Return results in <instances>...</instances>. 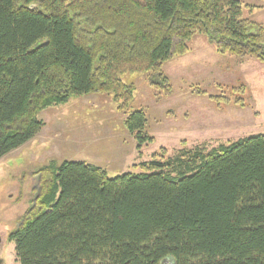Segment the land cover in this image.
<instances>
[{"label": "trees", "instance_id": "16d2710c", "mask_svg": "<svg viewBox=\"0 0 264 264\" xmlns=\"http://www.w3.org/2000/svg\"><path fill=\"white\" fill-rule=\"evenodd\" d=\"M205 35L219 54L264 63V27L240 0H0V159L43 128L39 114L106 94L141 147L154 141L136 85L173 93L164 65ZM219 87L222 108L244 86ZM196 86H193L194 90ZM194 93L203 94L196 88ZM110 177L86 161L36 171L33 205L9 233L20 264H264V133L205 143Z\"/></svg>", "mask_w": 264, "mask_h": 264}, {"label": "rangeland", "instance_id": "374dc122", "mask_svg": "<svg viewBox=\"0 0 264 264\" xmlns=\"http://www.w3.org/2000/svg\"><path fill=\"white\" fill-rule=\"evenodd\" d=\"M243 17L264 27V0H240ZM190 51L165 63L173 93L156 99L149 78L125 73L136 85L133 109L144 108L147 132L154 141L139 147L125 127L126 113L106 94L73 96L65 104L43 110L41 131L30 142L0 159V234L5 264H20L9 233L15 230L36 198V171L50 161H86L103 167L110 177L140 173V163L166 148L174 155L185 141L188 147L205 143L208 149L264 133V63L254 58L219 54L202 34L189 42ZM218 84L243 85L245 106L222 108L210 99L220 94ZM193 86L205 91L194 93ZM167 264V263H166Z\"/></svg>", "mask_w": 264, "mask_h": 264}, {"label": "flooded vegetation", "instance_id": "af4514ba", "mask_svg": "<svg viewBox=\"0 0 264 264\" xmlns=\"http://www.w3.org/2000/svg\"><path fill=\"white\" fill-rule=\"evenodd\" d=\"M1 249H2V243L0 244V264H5V259L3 258L1 254Z\"/></svg>", "mask_w": 264, "mask_h": 264}, {"label": "water", "instance_id": "95a60500", "mask_svg": "<svg viewBox=\"0 0 264 264\" xmlns=\"http://www.w3.org/2000/svg\"><path fill=\"white\" fill-rule=\"evenodd\" d=\"M2 243V236H1V234H0V244Z\"/></svg>", "mask_w": 264, "mask_h": 264}, {"label": "crops", "instance_id": "0c3cea01", "mask_svg": "<svg viewBox=\"0 0 264 264\" xmlns=\"http://www.w3.org/2000/svg\"><path fill=\"white\" fill-rule=\"evenodd\" d=\"M126 130H127V129H126ZM127 131H128V130H127ZM128 132H129V131H128ZM130 134H131V133H130ZM34 138H35V137H34ZM34 138H33V139H34ZM29 142H30V141H29ZM24 145H25V144H24Z\"/></svg>", "mask_w": 264, "mask_h": 264}]
</instances>
